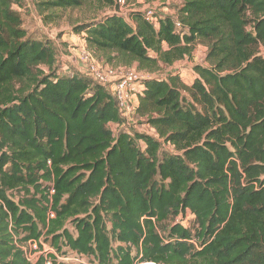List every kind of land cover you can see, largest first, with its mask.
<instances>
[{"label": "trees", "instance_id": "16d2710c", "mask_svg": "<svg viewBox=\"0 0 264 264\" xmlns=\"http://www.w3.org/2000/svg\"><path fill=\"white\" fill-rule=\"evenodd\" d=\"M31 1L44 20L116 2ZM13 5L0 0V264H68L44 243L94 264H264V0H180L157 25L132 9L75 28L108 64L147 74L207 46L190 85L174 71L141 80L133 114L154 135L125 128L110 84L56 67L54 42Z\"/></svg>", "mask_w": 264, "mask_h": 264}, {"label": "rangeland", "instance_id": "374dc122", "mask_svg": "<svg viewBox=\"0 0 264 264\" xmlns=\"http://www.w3.org/2000/svg\"><path fill=\"white\" fill-rule=\"evenodd\" d=\"M122 1L123 2L118 3V0H116L114 8L109 6H99L97 3H91L79 9H67L58 12L56 16L50 17L49 20H44L37 14L31 0H24L25 5L21 8L17 5H13V9L19 12L21 18L23 19L22 26L27 30L29 35L35 38H48L54 42L56 49V67L63 68V72H67L68 69L74 68V65L80 63L78 54L82 51V48L86 47L84 42L75 32V28L80 24L98 21L105 16L111 15L115 10L124 16L128 15V12L132 9H138L142 12L152 10V12H157L158 14L170 15L174 14L175 6L180 2V0ZM88 51L91 52L92 58L96 63L103 67L112 68L119 77L127 75L133 76L135 74L138 79L131 82H133L134 87L137 90L138 84L145 76L157 75L164 78L170 71L177 72L181 76L182 80L187 85H190L195 77L193 66L195 64L206 65L204 58L207 46L203 43H197L194 47L191 58H185L177 61L172 66H163L161 69L152 74H147L144 70H139L136 64H108L102 57L101 53L93 52L91 50ZM131 103L133 107H135L132 100ZM122 117L125 120V128H128L131 131L154 135L152 129H150L147 125L137 123L133 111L124 113ZM112 128L115 131V126ZM191 219L192 217L187 215L181 222L185 225H189ZM42 248L43 251L55 254L58 260L65 261L68 264H94L92 260L86 256H75L71 252H67L66 255L59 254L50 249V246L47 243L42 244ZM38 255L39 253L34 255V258Z\"/></svg>", "mask_w": 264, "mask_h": 264}, {"label": "built area", "instance_id": "2783aa9c", "mask_svg": "<svg viewBox=\"0 0 264 264\" xmlns=\"http://www.w3.org/2000/svg\"><path fill=\"white\" fill-rule=\"evenodd\" d=\"M123 2L122 0H118V3ZM146 20L149 22L157 25V17L155 16V12L152 10H147L143 12ZM157 13V12H156ZM179 24L177 23V26ZM78 58L80 63L82 64V71L90 76L92 79L96 80L97 82L109 85L110 89L114 93L115 99L117 101L119 109L122 113H129L134 110V107L131 103L137 104L138 94L141 92V89H135L133 82L138 79L136 75L133 76L127 75L123 77L117 76V73L113 71L112 68L103 67L96 63L91 55V52L85 48H82V51L78 54ZM147 77V76H145ZM144 77V78H145ZM143 78V79H144ZM142 79V80H143ZM142 86L141 83L138 84L137 87ZM42 253L41 250L38 249L37 243L32 241L28 243V248L26 249V257L30 261H34L37 257L34 258V255ZM46 264H50V261H46ZM135 264H156L152 261H140Z\"/></svg>", "mask_w": 264, "mask_h": 264}, {"label": "crops", "instance_id": "0c3cea01", "mask_svg": "<svg viewBox=\"0 0 264 264\" xmlns=\"http://www.w3.org/2000/svg\"><path fill=\"white\" fill-rule=\"evenodd\" d=\"M82 40V39H81ZM74 68L82 71V64L81 63H77V65H74ZM142 88V86H139L138 89L140 90ZM153 131V130H152Z\"/></svg>", "mask_w": 264, "mask_h": 264}]
</instances>
